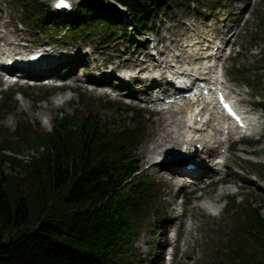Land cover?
<instances>
[{
    "label": "rangeland",
    "instance_id": "rangeland-1",
    "mask_svg": "<svg viewBox=\"0 0 264 264\" xmlns=\"http://www.w3.org/2000/svg\"><path fill=\"white\" fill-rule=\"evenodd\" d=\"M42 1L46 4L51 2ZM78 1L75 0V3ZM20 11L15 0H0V47L17 49L15 52L21 55L18 52L28 53L45 43L51 45V56L57 55L55 53L60 56L56 62H50L63 65L62 69L68 72L58 71L60 67L54 69V66L49 70L45 69L46 74L59 76L68 73L74 78L70 82L74 85L56 88L48 79L47 84L28 87L21 84L22 80L5 85L0 79V104L4 101L2 94L7 97L9 93L16 91L8 106L1 112L0 125L6 131L1 133L0 141L4 137L16 142L17 135L14 132L19 125L21 128L33 125L50 131L55 118L64 114L82 117L91 113L106 125L135 127L137 120L133 123L129 117L137 112L141 115L146 139L135 151V164L140 173L149 175L154 180L155 198L157 207H160L158 214H167L170 222L166 229H162L161 225L152 226L141 233L136 245L141 259H144L143 264H168V255L171 259L169 264H220L214 260L216 250L219 244L226 245L223 241H226L237 218L236 212H225L228 197H237L235 204L233 203L235 207H260L264 214V182L251 175L256 172L259 164H264V99L255 95L248 82L235 79L236 76L232 73L234 60H237L238 63L246 64L245 67L250 71L256 65L259 74L264 75V39L254 38L263 29L264 0H178L176 5L160 15L155 30L149 34L141 31V34L135 35L129 27L131 42L125 37L109 36L101 27L90 30L88 36L85 32L73 37L68 33L64 22L59 18L53 19L52 16L49 17L50 23L59 30L60 35L49 34L24 21ZM126 22L130 26L133 24L127 14ZM197 40L202 41L203 54L195 50L200 45H189ZM9 42H20L22 47L18 48L15 44H8ZM181 48L190 54L195 51L198 55H206L208 50L218 52L229 90L234 91V96L244 99L239 104L250 110L249 118L258 117L257 133L244 136L230 133L229 138L226 133L220 135L222 139L224 136L228 139L223 151V170L214 177L203 180L207 183L206 189L195 191H192L193 187L185 185L189 177H178L167 168L151 164L154 156L151 149L161 133L163 115L154 111L155 107L144 104L133 96L137 94L144 97L141 91L146 92L157 82L140 77L144 75L143 72L148 70L151 73L159 68L147 67L141 71V75L138 74L139 76L125 81L126 83L120 80L122 73L148 65L149 59L176 64L178 60L175 61L172 55L180 53ZM230 51L232 52L228 57ZM180 60L184 62L185 59ZM166 75L167 72L164 77ZM160 82H163L162 78ZM97 84L102 88H98ZM104 84L118 85L122 90L105 91ZM129 90L131 95L127 97L118 95L119 92L126 94ZM63 95L66 97L65 102L53 104V99ZM34 153H37V149L29 144L21 146V152L17 156L29 159L28 156ZM173 164L176 162L167 166ZM217 178H222L223 181L210 184L212 179ZM182 184L183 188L180 187ZM221 187L226 190L214 201L217 207L206 206L204 203L207 197ZM145 217L149 223H154L151 213H145ZM241 218L244 220V217L240 216Z\"/></svg>",
    "mask_w": 264,
    "mask_h": 264
},
{
    "label": "trees",
    "instance_id": "trees-1",
    "mask_svg": "<svg viewBox=\"0 0 264 264\" xmlns=\"http://www.w3.org/2000/svg\"><path fill=\"white\" fill-rule=\"evenodd\" d=\"M15 2L24 21L49 34L60 35L50 23L52 16L61 19L73 37L101 27L109 36L131 42L132 30L135 35L149 34L178 0H79L76 10L66 15L42 0ZM126 14L133 20L131 26ZM262 24L256 39H264ZM234 62L235 79L248 82L264 99L259 68L250 71L246 64ZM15 92L2 95L0 122ZM140 117L137 112L129 117L133 123L137 120L135 127H114L91 113L64 114L55 118L50 131L19 125L16 142L1 139L0 264H143L136 245L141 233L152 226L166 229L169 222L167 214H158L154 180L135 164V151L146 139ZM3 131L0 125V137ZM29 144L37 153L29 159L18 157L21 146ZM251 175L264 182V164ZM236 199L228 197L225 203V212H236L237 218L214 260L264 264L263 210L235 207ZM147 212L154 223L146 220Z\"/></svg>",
    "mask_w": 264,
    "mask_h": 264
},
{
    "label": "bare ground",
    "instance_id": "bare-ground-1",
    "mask_svg": "<svg viewBox=\"0 0 264 264\" xmlns=\"http://www.w3.org/2000/svg\"><path fill=\"white\" fill-rule=\"evenodd\" d=\"M8 44H15L16 46H18V48L22 47V43L20 42H9ZM195 44L200 45V47L195 50H198L200 53H202V51L204 50V47L201 46L202 41L197 40L194 44L189 45ZM15 50L17 49H4L3 47H0L1 54H8L6 60L9 59L11 53ZM193 52V54H190L185 51L184 48H181L180 53L172 55L173 57H175V61L178 60L177 63H181L180 66L186 67V70L189 69L187 70L188 74L184 75V77L188 81L194 82L195 78L201 76L202 78H204L202 79V81H206L211 87L219 86V84H225L223 75L220 74L217 68H212L214 62L213 55L216 54V52L208 50L207 52L209 53L206 55H198L195 53V51ZM55 54L57 55L51 56L48 52L44 51V60H46L45 62H49L50 60H58L60 54ZM207 57H212V60H206ZM181 58L185 59L184 62L183 60H180ZM149 61L150 63L148 65L142 66L141 69H146L147 67L152 66L154 68H159L157 69V72H160L162 70L167 71L166 69L168 68H174L173 64L165 62V60L160 61L158 59H149ZM18 64L22 63L18 62ZM154 71L155 70H152L151 72ZM161 78L163 82L169 81L168 77ZM227 89L228 87L225 86L224 91L228 95L231 94L232 98L235 99V102L237 104L244 100L238 98L237 95L234 96L233 90H230L228 92ZM165 90L166 89H163V91H161V94H151L146 98L137 97V94H135L133 98L140 100L142 103L153 104L160 102L167 104L163 99L165 97L172 98L173 95H165ZM119 94L124 95L123 92H120ZM130 94L131 91L129 90L126 95L128 96ZM65 101L66 97H64V95L61 97L58 96L53 99V104L60 105ZM249 111L250 110L243 111V113H245L247 117V128L241 131H245L246 134L257 133L259 132V128L257 126L258 117L252 116V118H249ZM160 113L163 115V121L160 124L161 133H159V138L156 139L155 145L151 149V153L154 154L151 160V164L154 166L167 168L168 171H170L173 175H177L178 177H190V179H188L189 186H193L195 190L206 189L208 187L206 185L207 183L204 182L202 178L204 176H211L216 174L215 170L219 169L220 165L219 161L215 162L216 157H223L224 147L228 140L225 136L224 139H222L220 135H225L226 133L228 134L227 138H229L230 133L241 134V132L233 130L232 128H230L231 130L229 132H226V123L223 119H221L219 110L213 111L211 118L207 120V122H204L203 120L206 118V114L201 112L197 113L196 111H194L193 103L187 98L176 99L173 103L167 104V106L162 108L160 110ZM199 116H201V120H198ZM170 148H177L182 151L185 150L190 153V156L193 155L191 161L193 164H195V168L167 166V164L169 165L170 163L162 160V157L165 151L169 150ZM208 162H215V164H213V166L215 167L210 169V165L212 164L209 165ZM225 190V187L219 188L218 191H216L213 195H209L207 197L204 204L210 208L217 207V204L214 201L221 197L225 193Z\"/></svg>",
    "mask_w": 264,
    "mask_h": 264
},
{
    "label": "snow or ice",
    "instance_id": "snow-or-ice-1",
    "mask_svg": "<svg viewBox=\"0 0 264 264\" xmlns=\"http://www.w3.org/2000/svg\"><path fill=\"white\" fill-rule=\"evenodd\" d=\"M57 7H69V5L66 3V0H60Z\"/></svg>",
    "mask_w": 264,
    "mask_h": 264
},
{
    "label": "water",
    "instance_id": "water-1",
    "mask_svg": "<svg viewBox=\"0 0 264 264\" xmlns=\"http://www.w3.org/2000/svg\"><path fill=\"white\" fill-rule=\"evenodd\" d=\"M177 152H178V149H171V150L168 151L167 154H168V156H169V155L176 154Z\"/></svg>",
    "mask_w": 264,
    "mask_h": 264
}]
</instances>
